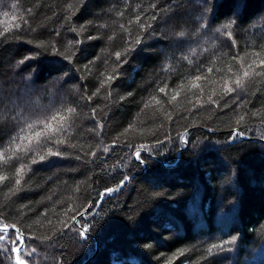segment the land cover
<instances>
[{"label": "trees", "instance_id": "trees-1", "mask_svg": "<svg viewBox=\"0 0 264 264\" xmlns=\"http://www.w3.org/2000/svg\"><path fill=\"white\" fill-rule=\"evenodd\" d=\"M17 23L0 35V150L76 109L48 145L60 155L0 162V217L36 248L29 264H264V76L220 94L239 57H264V0H0V32ZM197 74L212 83L172 101Z\"/></svg>", "mask_w": 264, "mask_h": 264}, {"label": "snow or ice", "instance_id": "snow-or-ice-1", "mask_svg": "<svg viewBox=\"0 0 264 264\" xmlns=\"http://www.w3.org/2000/svg\"><path fill=\"white\" fill-rule=\"evenodd\" d=\"M71 7V5L69 6ZM7 15V13H5ZM15 20L16 17H13ZM137 20H139V17H137ZM231 23H234L231 22ZM231 23L229 25H225V28H229L231 26ZM12 27H20V24L15 25H9L8 27H5L2 32H0V35H3L4 33H7L10 28ZM141 27H144V25H141ZM83 30V26L81 28ZM183 35V33H181ZM227 35L229 38L232 37V33L229 31L227 32ZM139 43V39L136 41ZM75 43H79V41H76ZM41 47H44L45 45L41 43ZM74 44L72 42H69L67 45L65 52L59 53L60 55H64L66 59H71L73 53L71 51ZM127 50H125L126 52ZM66 53V54H65ZM117 59H120L122 56L121 52L115 53ZM246 56L249 54H245ZM252 57H255V59H251L250 62L245 63V57H239V71H242V75H238L236 73H233V68L231 65L227 66V72L233 73V75L236 76L235 80H231L228 78H224V82L221 87V96L228 95L233 92H236L237 89H243L245 82L250 81L253 77L258 76H264V57L261 56L259 52H253L251 53ZM31 57H26L25 59H30ZM234 60L237 58H233ZM258 61V62H257ZM23 62V61H21ZM207 73H212L213 69L209 67L207 70ZM116 77L109 74L107 77V81H111L115 79ZM207 81L209 83H212V81H208V77L204 75L197 74L194 77H192L190 80L187 81V84L182 83L178 86V89L173 90V94L171 95V100L176 101L177 97L180 95L181 91H184L185 88H187L189 91L191 89H199L201 93L204 92V88L199 83L200 81ZM233 84L235 87H233ZM99 91V89H97ZM160 93H165V95L168 94L167 92V85L164 87H160L158 90ZM217 95V92L215 89L212 90L211 94L207 96V102H211L213 104L217 103L216 100L213 99V96ZM89 100L92 99L91 96L88 97ZM197 103L200 102L201 96H198ZM156 103L160 104L161 101L158 100L156 97H152L149 101V104ZM149 104H146L145 107H148ZM96 109H93V112H95ZM76 112L75 108L68 107L63 109V111H57L55 114L51 115L50 117H47L45 119H39L36 121H33L31 123H27L25 128L20 129V133L16 137H13L7 147H5L3 150H0V162H3L4 164H7L9 161H11L13 158L19 160L22 158L20 155L21 153L23 155H27L29 152H34L36 156L39 157L40 161H43L45 159L44 155H40L41 148L46 149V155H60L61 153L56 151L53 152L52 147H48L50 144H63L67 141L63 139L64 132L67 128L70 127L69 123V117L73 116ZM167 115V114H166ZM170 119L171 117L168 116ZM244 121V116L240 115L236 121V123L239 125ZM42 126V127H40ZM99 127L102 128V125H99ZM133 126H129V129H131ZM129 129H125V132L129 131ZM237 135H244L243 132L237 131ZM185 142H187V138L184 137ZM145 145H140V148L143 149ZM103 151L107 153L110 151L109 146H105L103 148ZM7 153V155H6ZM92 156L96 155V152L93 151L91 153ZM137 160H141V152L139 150L135 151L134 153ZM32 163H36L37 160L35 158H32ZM26 165L23 163L20 164L19 168L16 169L15 173L13 175L20 176L22 179V174L25 172ZM21 179H15L13 188L10 189L11 192L18 191L19 186L21 184ZM127 179V178H126ZM9 180V176L0 174V182H4ZM116 188H108L106 189V192L111 193L116 191ZM75 220V217L72 218ZM39 223V221L37 222ZM49 224H51V221H48ZM88 229L85 228L80 231L81 236L87 235ZM11 233V235H10ZM35 238V237H31ZM25 233L22 232L15 223L8 224L4 222L3 218L0 217V253H2L5 249V246H9L10 248V257L14 260V264H29V259L32 258L33 254L36 252V248H31L30 250L25 245ZM44 239H51V237H44ZM235 238L231 241H226L224 243H234ZM223 244H213L208 249L209 253L211 254L213 249L216 248H222ZM21 253L24 254V256L28 257L29 259H25L24 256L21 255ZM182 254V252L180 253Z\"/></svg>", "mask_w": 264, "mask_h": 264}, {"label": "rangeland", "instance_id": "rangeland-1", "mask_svg": "<svg viewBox=\"0 0 264 264\" xmlns=\"http://www.w3.org/2000/svg\"><path fill=\"white\" fill-rule=\"evenodd\" d=\"M21 101L24 103L25 101H24V99H23V97L21 98ZM30 107V106H29ZM31 108V107H30ZM12 131H14V130H11V132ZM15 135V134H14ZM15 136H17V135H15ZM10 137V136H9Z\"/></svg>", "mask_w": 264, "mask_h": 264}]
</instances>
